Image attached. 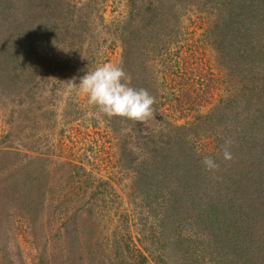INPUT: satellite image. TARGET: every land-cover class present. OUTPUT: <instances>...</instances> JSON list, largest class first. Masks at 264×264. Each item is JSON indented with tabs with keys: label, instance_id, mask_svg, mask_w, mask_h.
Instances as JSON below:
<instances>
[{
	"label": "rangeland",
	"instance_id": "374dc122",
	"mask_svg": "<svg viewBox=\"0 0 264 264\" xmlns=\"http://www.w3.org/2000/svg\"><path fill=\"white\" fill-rule=\"evenodd\" d=\"M253 1L0 0V264H264ZM31 20L54 34L32 41ZM104 62L155 97L152 117L69 89Z\"/></svg>",
	"mask_w": 264,
	"mask_h": 264
},
{
	"label": "clouds",
	"instance_id": "9594fccd",
	"mask_svg": "<svg viewBox=\"0 0 264 264\" xmlns=\"http://www.w3.org/2000/svg\"><path fill=\"white\" fill-rule=\"evenodd\" d=\"M126 80L127 74L121 66L104 62L93 70L86 71L79 77L78 84L75 82L76 77L67 83L70 90L84 93L89 103L98 107L108 117H123L138 122L152 117L155 97L146 89L131 87ZM223 159L225 161L232 159L227 147L223 150ZM202 163L207 170L219 167L212 157H204Z\"/></svg>",
	"mask_w": 264,
	"mask_h": 264
},
{
	"label": "trees",
	"instance_id": "16d2710c",
	"mask_svg": "<svg viewBox=\"0 0 264 264\" xmlns=\"http://www.w3.org/2000/svg\"><path fill=\"white\" fill-rule=\"evenodd\" d=\"M253 1V0H252ZM256 0H254L253 1V4H251L252 5V7H254V8H252V9H254V10H258V8H256V7H260L259 9L261 10L262 8H261V6H263L262 4H264V2H263V0H257L256 2H255ZM241 2L243 3V4H246V0H241ZM257 3V4H256ZM4 5H5V7H6V4L5 3H3ZM250 5V6H251ZM5 7L4 8H1V10H0V12H3V11H5ZM12 7H13V5H12ZM8 11H10V10H8ZM242 16H243V14H242ZM4 18L5 19H7V17L4 15ZM37 18V17H36ZM8 24H9V28H11V32L13 33V35H14V37H15V34H16V30L18 29V28H20V25H22V23L20 24V20H19V18L17 17V15L15 14V13H13V12H10V14L8 15ZM35 20H31V21H29L28 23H27V26L25 27V28H27V30H26V34H27V36H30V37H32V41H41V38L42 37H50V36H52L53 34H54V31H53V28L54 27H51V26H49V25H44V24H37L36 25V27H37V30H35L34 29V27H32V25L33 24H35L36 22H34ZM64 25V24H63ZM64 27V26H63ZM14 37H11L12 39L14 38ZM38 38V39H37ZM14 40H15V38H14ZM37 41V43H39ZM158 161H159V159H158ZM160 162H161V160H160ZM165 167V166H164Z\"/></svg>",
	"mask_w": 264,
	"mask_h": 264
}]
</instances>
